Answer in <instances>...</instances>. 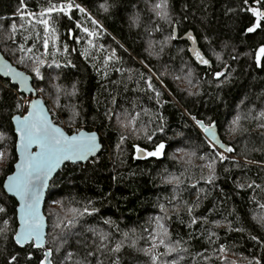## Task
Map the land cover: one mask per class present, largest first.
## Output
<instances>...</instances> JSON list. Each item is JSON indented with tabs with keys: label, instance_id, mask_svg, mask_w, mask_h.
I'll return each instance as SVG.
<instances>
[{
	"label": "trees",
	"instance_id": "obj_1",
	"mask_svg": "<svg viewBox=\"0 0 264 264\" xmlns=\"http://www.w3.org/2000/svg\"><path fill=\"white\" fill-rule=\"evenodd\" d=\"M67 2L23 0L21 7V0H0V52L32 77L58 125L69 134L96 131L103 148L87 164H66L53 178L44 209L46 248L17 246L18 204L4 181L17 162L12 117L23 109H16L15 102L28 97L0 77V207L5 209L0 213V264H40L49 250L51 264H75L98 242L92 229L108 235L109 249L116 243L122 247L118 253L94 252L90 264L97 257L101 264L117 259L118 264H152L143 249L150 248L157 217L176 248L166 253L158 247L157 264H222L221 255L228 264H264V127L258 126L264 118H255L264 111V57L260 67L255 59L264 46V22L246 31L255 22L246 9L264 11V0H71V19L55 13L45 17L50 22L45 53L39 13L50 3ZM157 3L166 5V19L156 15ZM21 12L33 15L22 21ZM77 23L96 35L89 38ZM13 24L17 31L9 39ZM21 44L33 49L29 56L45 61L43 79L35 77L31 59L19 62ZM192 48L209 63H199ZM217 72L222 75L216 77ZM149 78L154 91L145 83ZM237 117L239 130L230 133ZM196 120L216 126L221 143L233 149L224 153L223 162L214 157L212 183L205 178L207 157L214 154ZM160 143L165 148L159 157L138 156V148L152 151ZM249 183L254 186L248 188ZM197 201L189 216L186 207ZM58 222L60 229L54 227Z\"/></svg>",
	"mask_w": 264,
	"mask_h": 264
},
{
	"label": "snow or ice",
	"instance_id": "obj_2",
	"mask_svg": "<svg viewBox=\"0 0 264 264\" xmlns=\"http://www.w3.org/2000/svg\"><path fill=\"white\" fill-rule=\"evenodd\" d=\"M245 4L248 3V0H244ZM259 3V0H257ZM21 7H23V0H21ZM74 5L69 0L67 3H61L60 5L49 4L47 8H44L39 13L41 17L36 21V23L43 25L44 31V39H43V48L45 49V53L49 47V19L45 18L55 13L57 15H63L68 19H71L70 13L72 12ZM75 7L79 10V12L84 13L85 9L80 7V5H75ZM103 7V5H102ZM156 15L161 17L162 19H166L168 16L167 11L164 9L166 5L164 3L155 4ZM248 12L252 14L255 18V22L246 29L247 32L252 33L257 28L261 27L262 22H264V11L259 10L256 7H248L246 9ZM27 16H31L33 14H26L24 12L20 13V19L23 21ZM93 24H96V21H92ZM135 23V21H133ZM77 28H80L81 31L87 33L88 37L91 38L96 35V33L91 32L88 28H81L79 23L76 24ZM23 28V24L21 25ZM17 31L16 25L13 24L11 26V34L9 39H12L15 36ZM52 40L53 44L55 43V29H52ZM69 35L71 36V29H69ZM25 40L28 37H24ZM189 40H192L193 37L189 34ZM88 44L92 47V40H88ZM65 50H67V46H65ZM18 51L21 53L19 57V62L24 63L25 59H31L33 61L32 72L35 73V77L37 79H43L41 74V66L44 65L45 61L42 60L39 56L33 57L29 56L28 53L33 51L32 48H25L24 44H21L18 48ZM195 54V57L199 63L207 65L209 63L208 60L204 59L199 51L195 49H191ZM82 55H86V52H82ZM115 57V52L112 53L111 56L105 57L104 62L105 65L108 64L109 60ZM261 57H264V46H261L255 54L257 67L261 66ZM217 59L219 56L217 55ZM51 67V65H49ZM57 68L60 67L59 64L56 65ZM0 71H4L5 75H11L14 80H18L20 85L24 88H27V80L22 72L15 71L11 67L7 65H0ZM119 71V69H117ZM190 74V73H189ZM107 75V73H105ZM216 77L221 76L220 72L215 73ZM147 88L149 90L154 91L153 84L151 83V78L145 81ZM74 87V86H73ZM32 91V89H28ZM43 90L41 89V92ZM59 91V89H57ZM157 99H159L160 93L156 91ZM16 109H23V112L20 116H13L12 120L16 124V133L18 136L17 142V150L20 153V160L16 164V171L7 177L4 182V188L13 193L19 200V221L20 227L19 230L16 231L15 234V242L23 247L26 243L30 241H34V246L39 248L41 247L44 241V232H43V217L40 213V195L42 188L47 182L48 176L52 173V171L61 164V162L66 160H83L87 159L89 155L95 153L99 145L97 144V138L95 133H85V132H73L71 135H66L65 132L57 127L48 117V114L45 112L42 107V103L38 99H32L26 103H21L20 100L15 102ZM73 115H78V113L73 112ZM257 120L264 118V111H261L255 117ZM195 119V117H193ZM130 121V123H133ZM196 125L199 129L206 135L208 138V148L212 150L214 155H209L207 159L209 160L206 167L209 169V175L205 178V183H212L215 178V166L216 159L223 162L227 159L224 153H230L233 151L231 147H228L224 144H220L216 139L217 133L214 130L213 124L205 125L202 121L196 120ZM240 126V118L237 117L233 120L232 126L229 128L230 133H235L239 130ZM259 127H264V124H259ZM151 140V136L147 137ZM124 138L121 137V140ZM35 146L36 151H31V149ZM217 146L223 149V153L217 150ZM165 145L160 143L155 146L154 150L144 152L143 149H137L138 152H142L144 155L148 157H159L164 150ZM3 153H0V159L3 158ZM195 155V153H193ZM215 157V158H214ZM200 159H205L204 156H201ZM172 180H175L177 184L180 183L177 177H172ZM253 183H249L247 185L248 188H252ZM237 187H244V185L238 184ZM255 187L259 188V185H255ZM175 199V197H173ZM197 201L195 204L187 206L186 211L189 216H192L194 207L198 206ZM161 211H164V205L161 204ZM264 207V205H261ZM75 211V210H73ZM87 212V209H85ZM5 209L0 207V213H4ZM161 217L156 218L157 228L152 230L151 240L147 241L150 243V248L143 249L145 255H149L152 264H157L158 255L155 253V249L160 246H163L166 253H170L176 251V248L173 247L167 240L168 232L165 226L160 223ZM73 221L69 220L68 223L71 224ZM260 222L264 223V216L260 217ZM7 224V221H5ZM105 223H109V221H105ZM192 224L196 223V219L193 218L191 220ZM218 223V222H217ZM55 228L60 229L62 227V222H58L54 225ZM95 236L98 237V242H96L93 246V251H86L84 257L82 259H78L75 261V264H90L89 257H93L94 252L102 253L104 251H110L111 253H118L122 247L121 243H116L114 247L108 248L105 244V241L108 239V235L104 232H97L95 229L91 230ZM214 235V233H210ZM124 238H128V233H124ZM255 239V237H253ZM135 244V241L132 242ZM219 253L223 254L226 249L223 245L219 248ZM51 254V251H46L44 253L45 259L40 261V264H51L48 260V256ZM31 254H29V258ZM68 258H72V253L68 254ZM222 264H228L227 260L221 255L220 257ZM16 257H12V261H15ZM11 264V262H10ZM96 264H101L99 257L96 258ZM112 264H118V259L113 260ZM175 264V261L172 262ZM231 264H235V261L231 262ZM259 264V261L256 262Z\"/></svg>",
	"mask_w": 264,
	"mask_h": 264
},
{
	"label": "water",
	"instance_id": "obj_3",
	"mask_svg": "<svg viewBox=\"0 0 264 264\" xmlns=\"http://www.w3.org/2000/svg\"><path fill=\"white\" fill-rule=\"evenodd\" d=\"M193 49V48H192ZM0 65H7V66H9V67H11L12 69H14L15 71H18V72H22L26 77H28V80H27V88H24V87H22L21 85H20V83L18 82V80H14L13 78H12V76L11 75H5L4 74V71H0V77H3V78H5V79H8V80H10L11 81V83L12 84H14V85H16L17 87H18V89H19V92L21 93V94H24L25 96H27V97H30L31 98V100L32 99H38V100H40L41 101V103H42V107L44 108V110H45V112L48 114V117H49V119L57 126V127H60L64 132H65V134L66 135H71V134H69V133H67L66 131H65V129L64 128H62L60 125H58L54 120H53V118H52V116H51V114H50V112H49V110H48V107H47V105L45 104V101L40 97V96H38V92H37V90L32 86L33 85V79H32V77L30 76V75H28L26 72H24V71H22V70H20V69H18L16 66H14L9 60H7L5 57H4V55L0 52ZM28 89H32V91H29ZM12 122H13V126H14V129H15V134H16V136H17V133H16V124H15V122L12 120ZM214 130L216 131V133H217V137H216V139L219 141V143L220 144H222L221 143V139H220V136H219V133H218V129H217V127L215 126L214 127ZM79 132H85V133H95V135H96V138H97V144L99 145V147L97 148V150L95 151V153H93V154H91V155H89L88 156V158L87 159H83V160H66V161H63V162H61V164L59 165V166H57L53 171H52V173L48 176V179H47V182H46V184L44 185V187L42 188V191H41V195H40V205H39V207H40V213H41V216L43 217V232H44V241H45V243L41 246V247H39V248H37V247H35V248H37V249H45L46 248V241H47V230H48V220H47V217H46V215H45V213H44V209H45V203H46V199H47V193H48V190H49V188H50V185H51V182L53 181V178H55L57 175H58V173L60 172V170L66 165V164H87V162H89L92 158H95V157H97L100 153H101V149L103 148V146H102V143H101V139H100V137H99V134L96 132V131H87V130H81V131H79ZM204 134V133H203ZM204 136L206 137V135L204 134ZM207 138V137H206ZM18 136H17V141H16V145H17V142H18ZM208 139V138H207ZM218 147V146H217ZM31 151H36V149H35V146H33V148L31 149ZM16 153H17V162L15 163V165H14V171L13 172H15L16 171V164L19 162V160H20V153H19V151L17 150V147H16ZM138 156L139 157H145L146 155H144L142 152H138ZM12 172V173H13ZM11 173V174H12ZM10 174V175H11ZM9 176V175H8ZM7 176V177H8ZM7 179V178H6ZM5 179V180H6ZM5 182V181H4ZM5 189V188H4ZM5 191H6V193L10 196V197H12V198H14L15 200H16V202H17V204H18V206H17V221H18V228H17V231L19 230V227H20V221H19V213H18V208H19V200H18V198L13 194V193H10V192H8L6 189H5ZM15 237V236H14ZM14 241H15V239H14ZM16 243V242H15ZM30 244H35V242L34 241H30V242H28V243H26L23 247H25V246H27V245H30ZM16 245L17 246H19L20 248H23V247H21L20 245H18L17 243H16ZM48 260L50 261V255L48 256Z\"/></svg>",
	"mask_w": 264,
	"mask_h": 264
},
{
	"label": "rangeland",
	"instance_id": "obj_4",
	"mask_svg": "<svg viewBox=\"0 0 264 264\" xmlns=\"http://www.w3.org/2000/svg\"><path fill=\"white\" fill-rule=\"evenodd\" d=\"M38 92H40V90H38ZM30 100H31V98L28 97V98L25 100V103L28 102V101H30ZM4 161H5V159L2 160L1 162L4 163ZM155 253H157V249H155Z\"/></svg>",
	"mask_w": 264,
	"mask_h": 264
}]
</instances>
